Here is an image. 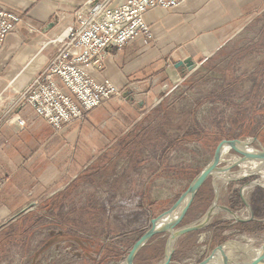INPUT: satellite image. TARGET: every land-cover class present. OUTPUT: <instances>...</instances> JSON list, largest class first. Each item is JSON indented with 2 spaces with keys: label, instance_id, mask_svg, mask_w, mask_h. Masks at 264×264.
I'll use <instances>...</instances> for the list:
<instances>
[{
  "label": "rangeland",
  "instance_id": "obj_1",
  "mask_svg": "<svg viewBox=\"0 0 264 264\" xmlns=\"http://www.w3.org/2000/svg\"><path fill=\"white\" fill-rule=\"evenodd\" d=\"M262 10L213 56L192 70L184 67L187 76L165 88L156 106L86 164L66 198L39 203L36 218L18 225L22 235L0 243V264H121L152 220L180 200L220 144L257 138L249 145L264 148V4ZM135 102L139 109L146 105L145 99ZM180 133L186 138L178 139ZM240 156L234 148L229 151L220 168L233 166L205 181L175 228L202 220L217 193L218 205L244 219L253 211L254 219L238 222L218 210L206 227L177 240L171 264H199L217 246L233 242L243 247L224 254L243 264L246 253L264 247V187L252 183L263 184L264 173L256 168L244 177L247 162L237 164ZM168 238V232L154 235L135 264L161 262Z\"/></svg>",
  "mask_w": 264,
  "mask_h": 264
},
{
  "label": "crops",
  "instance_id": "obj_2",
  "mask_svg": "<svg viewBox=\"0 0 264 264\" xmlns=\"http://www.w3.org/2000/svg\"><path fill=\"white\" fill-rule=\"evenodd\" d=\"M125 1L0 0L3 8L23 19L0 43V243L22 235L18 225L36 218L39 203L66 198L71 181L86 164L156 106L165 88L187 76L185 68L177 67L180 61L192 58L195 65L206 61L260 15L264 4V0H186L175 8L152 9L146 14L149 34L121 49L109 47L103 63L89 70L98 82L113 83L121 95L60 130L25 103L15 110L26 121L24 129L3 118L5 100L46 68L59 49L55 40L78 22L82 12L98 2L117 6ZM50 23L54 26L46 31ZM62 88L77 101L67 87ZM128 89L135 100H146L145 107L139 109L135 100L124 96ZM0 249L4 250L2 244Z\"/></svg>",
  "mask_w": 264,
  "mask_h": 264
},
{
  "label": "built area",
  "instance_id": "obj_3",
  "mask_svg": "<svg viewBox=\"0 0 264 264\" xmlns=\"http://www.w3.org/2000/svg\"><path fill=\"white\" fill-rule=\"evenodd\" d=\"M185 1L127 0L117 6L98 2L82 12L78 22L55 40L59 49L46 68L24 90L5 100L3 118L24 129L26 121L15 110L25 103L37 117L60 130L104 101L121 95V90L110 81L94 79L89 72L91 67L103 63L109 47L121 49L132 39L149 34L148 11L175 8ZM22 22L21 16L0 5V43ZM28 30L35 31L32 27ZM62 85L77 101L64 92Z\"/></svg>",
  "mask_w": 264,
  "mask_h": 264
},
{
  "label": "water",
  "instance_id": "obj_4",
  "mask_svg": "<svg viewBox=\"0 0 264 264\" xmlns=\"http://www.w3.org/2000/svg\"><path fill=\"white\" fill-rule=\"evenodd\" d=\"M53 26H54V23H50L48 25V28L46 29V31L51 29ZM177 67H183V68L185 67L188 70H192L195 67V62L193 61L192 58H188L184 61H180L177 64ZM132 91L133 90H131V89L126 90L124 92V96L127 97L128 99L134 100V97L133 96L131 97ZM140 105H141V102H140ZM256 141H257V138H252L250 141H248V143L253 144ZM244 146H245V144L243 143V141L241 139L228 140V141H224L222 144H220V146L218 147V149L215 153L213 160L193 179V181L189 185L188 189L181 196L179 201L180 202L182 201V207L179 209L178 214L166 225H160V226L158 225V222L160 221V219H163L165 216L169 215L175 209V207L179 201L172 208H170L168 211H166L162 215H160V216H158L152 220V226L150 227V229L148 231H146V233L134 244V246L129 251V253L126 256L123 263L124 264H135V260H136L137 256L139 255L141 249L149 242V240L154 235H156L158 233H162V232H168L169 238L167 241L165 257L161 262L156 263V264H171L172 259H173V254L175 252L174 246H175L177 240L181 236H183L187 233H191L193 231L200 230V229L206 227L211 222V220L213 219V216L215 215V213L220 209H222V210L230 213L231 215L235 216L234 219L238 222H247L249 220L250 221L253 220L254 219L253 211L251 212L250 218L244 219V218H241L240 216H238L237 213H235L231 208H229L227 206L218 205L217 201L219 199V194L217 193L215 202L209 208V210L207 211V213L205 214V216L202 220L194 222V223L186 225V226L175 228L183 220V218L186 216V214H187V212H188V210L192 204V201L196 197L200 187L205 183V181L209 177L214 176L215 173L220 171V169L222 171H225V170H229L230 167L233 166V165H231L230 167L225 166L223 168H220V165L224 162L223 160H221V157H222L223 151L226 147L234 148V149L242 152L243 156H240V161H242V162L249 161V160H255V159L264 160V148H261V150L253 152V151L245 148ZM237 164H239V163H237ZM237 179H239V178H236V180ZM257 185H261L264 187V185L260 184V183H258ZM246 204L249 207V204L247 203V201H246ZM226 246L227 245H224V244L217 246V248H215L213 250V252L207 258H205L204 261H202L199 264H209V263H213V262H215V263L219 262V264H236V263L240 264L238 262H234L231 258H229L228 256H226L223 253ZM239 247H243V246L242 245H239V246L235 245L234 249L239 250ZM254 252L260 253L258 258L254 257ZM243 259L245 260V261H243V264H264V247H262L261 249L252 251L251 253H249V252L246 253L245 257Z\"/></svg>",
  "mask_w": 264,
  "mask_h": 264
},
{
  "label": "bare ground",
  "instance_id": "obj_5",
  "mask_svg": "<svg viewBox=\"0 0 264 264\" xmlns=\"http://www.w3.org/2000/svg\"><path fill=\"white\" fill-rule=\"evenodd\" d=\"M251 139H249V140H242L243 141V143L245 144V148H247V149H249V150H251V151H253V152H255V151H257L254 147H252V146H250V145H248L249 143H248V141H250ZM232 148H230V147H226L225 149H224V151H223V154H222V157H221V160H223L224 162H226V157H227V155H228V153H229V151L231 150ZM236 159L235 158H232V159H230V161L231 162H233V161H235ZM238 161V163L239 164H241V163H243L242 161H240V159H238L237 160ZM249 161H251V162H249ZM247 163H245V169H243V171H242V175H244V177H246L247 175L246 174H249L253 169H258V170H263V173H264V160H257V159H255V160H249ZM219 172H221V169H220V171H218L217 173H215V174H218ZM232 177H235L234 175H232ZM262 182H263V180L262 181H258L257 182V180L256 181H254V182H252L253 184H255V185H257L258 183H260V184H262ZM263 185H264V183H263ZM182 207V201L181 202H179L178 203V206L169 214V215H167V216H165L163 219H160V221L158 222V225L160 226V225H166L167 223H169L177 214H178V212H179V209ZM229 215L231 216V217H233V218H235V216H233V215H231L230 213H229ZM235 245H242V244H239V243H236V242H233V243H230V244H228L226 247H225V249H224V251H223V253L225 252V251H227L228 249H234V246ZM260 255V253H258V252H254V257H256V258H258V256ZM231 256V255H230ZM234 262H236V261H234ZM121 264H124V263H121ZM209 264H219V262H217V263H215V262H213V263H209ZM237 264V263H236Z\"/></svg>",
  "mask_w": 264,
  "mask_h": 264
},
{
  "label": "trees",
  "instance_id": "obj_6",
  "mask_svg": "<svg viewBox=\"0 0 264 264\" xmlns=\"http://www.w3.org/2000/svg\"><path fill=\"white\" fill-rule=\"evenodd\" d=\"M254 224H255V228H260L261 227V225L258 222H254Z\"/></svg>",
  "mask_w": 264,
  "mask_h": 264
}]
</instances>
